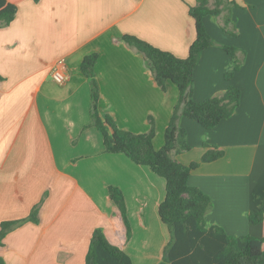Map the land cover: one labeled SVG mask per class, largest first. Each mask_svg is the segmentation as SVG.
<instances>
[{"label": "crops", "instance_id": "0c3cea01", "mask_svg": "<svg viewBox=\"0 0 264 264\" xmlns=\"http://www.w3.org/2000/svg\"><path fill=\"white\" fill-rule=\"evenodd\" d=\"M231 1L240 5L228 27L234 34L223 29L227 10L205 18L216 45L196 66L194 99L221 96L235 86L242 91L240 106L212 129L182 117L192 149L175 158L188 165L201 160L206 144L224 150V157L202 163L189 180L211 197L206 226L233 236H264V223L248 220L264 200V0ZM196 2L24 0L10 24L0 21V227L40 205L38 221L22 223L0 245L5 264H86L97 227L133 264L161 261L170 239L159 214L166 179L105 151L103 135L92 125L91 85L81 64L99 54L101 112L134 133L148 132L154 117V146L160 149L178 87L168 81L161 89L143 53L121 37L133 34L186 58L197 35L189 14ZM225 45L246 51L240 70ZM55 66L68 75L64 83L53 79ZM111 185L124 193L130 237L109 197Z\"/></svg>", "mask_w": 264, "mask_h": 264}, {"label": "trees", "instance_id": "16d2710c", "mask_svg": "<svg viewBox=\"0 0 264 264\" xmlns=\"http://www.w3.org/2000/svg\"><path fill=\"white\" fill-rule=\"evenodd\" d=\"M22 1L24 0H0V21L10 24L15 19ZM209 3L210 0H197L195 5L189 7L197 35L186 58L178 57L133 34H124L121 37L130 47L143 53L146 64L154 73L160 88L165 90L168 81L178 87L179 98L165 130L164 145L160 149L154 146L156 126L153 117L149 118L148 132L134 133L121 129L110 114L101 112L100 88L95 74L98 53L85 56L81 64V70L91 85L92 125L102 133L106 152L124 154L134 163L148 166L166 179V197L159 206V214L162 222L168 227L170 239L158 264H264V236H233L222 227H207L205 215L212 204L211 197L189 183L194 170L202 163L224 157L225 151L206 144L200 161L186 165L175 158L192 149L187 130L180 125L182 117L193 119L204 128L212 129L222 120L231 117L240 106L242 91L235 86H230L221 96L203 101L194 99L196 66L202 53L216 45L205 24V18L209 15H220L227 10L223 29L234 34L228 27L232 22V9L240 6L231 0H215L213 8ZM223 47L234 58L235 71L240 70L246 51L233 46ZM233 75L234 72H230L225 77L229 80ZM2 78L0 74V79ZM108 193L110 199L119 207L130 237L132 229L124 193L114 185L109 186ZM39 208L40 205H36L24 219L3 221L0 227V245L11 231L22 223L37 222ZM248 220L251 225L264 223V200L257 209L250 211ZM0 264H5L1 257ZM86 264H133V261L121 247L109 242L101 227H97L91 236Z\"/></svg>", "mask_w": 264, "mask_h": 264}, {"label": "built area", "instance_id": "2783aa9c", "mask_svg": "<svg viewBox=\"0 0 264 264\" xmlns=\"http://www.w3.org/2000/svg\"><path fill=\"white\" fill-rule=\"evenodd\" d=\"M52 76L53 79L57 82V83H64L67 78L68 75L59 67L55 66L52 70Z\"/></svg>", "mask_w": 264, "mask_h": 264}, {"label": "rangeland", "instance_id": "374dc122", "mask_svg": "<svg viewBox=\"0 0 264 264\" xmlns=\"http://www.w3.org/2000/svg\"><path fill=\"white\" fill-rule=\"evenodd\" d=\"M162 89V88H161ZM165 89H167V85H166V88ZM175 89H177V88H175ZM154 118V117H153Z\"/></svg>", "mask_w": 264, "mask_h": 264}]
</instances>
